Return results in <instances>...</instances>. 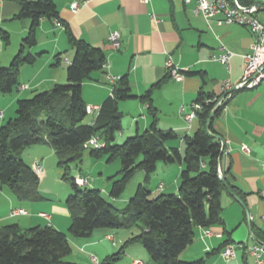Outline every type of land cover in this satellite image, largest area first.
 <instances>
[{
	"label": "crops",
	"instance_id": "0c3cea01",
	"mask_svg": "<svg viewBox=\"0 0 264 264\" xmlns=\"http://www.w3.org/2000/svg\"><path fill=\"white\" fill-rule=\"evenodd\" d=\"M20 1L0 0V30L6 31L10 39L6 44L0 36V67L9 65L30 27L29 20L16 18L21 9ZM54 2L62 22L49 19L41 21L37 44L29 49L37 59L34 64H26L21 68L19 93L1 98L5 112L0 111V127L6 118H14L15 113L11 110L17 107L21 98L49 91L56 84L67 83V67L75 55L68 39L67 25L76 38L100 49L107 60L103 71L92 74L94 80L83 83L82 96L88 107L100 109L105 99L111 95L112 87L117 82L111 83L109 76L129 78L134 98L120 101L118 108L122 119L126 115L130 117V121L124 123L121 119L122 130L116 135V143L151 129L153 119L148 111L150 102L144 103L141 96L153 88L151 104L157 111V128L164 132H176L179 140L173 144L183 152L184 138L193 136L200 127L197 116L191 123L184 116L194 111L193 105L197 103L200 94L218 97L227 92L224 89L226 84L230 89L236 88L244 72L243 56L255 41V35L246 27L234 24L220 26L215 21L208 24L201 15L194 13L195 2ZM74 2L80 4L77 11L72 9ZM256 4L264 5L262 0H256ZM257 15L264 25V11ZM114 31L121 35L119 50H114L108 41L110 33ZM223 47L234 54L230 69L211 60V56L221 53ZM170 57L187 72L181 81L168 76L166 62ZM159 82V86L153 87ZM22 86L27 88L22 89ZM98 114L99 111L91 113L93 119L87 123H93ZM213 126L226 143L225 148L230 150L224 157L223 164L230 170L229 186L243 204L225 191L222 195L224 224L211 227L213 235L210 237H204V228H198L194 241L182 252L180 258L184 261L205 258L206 264H258L254 256L247 255L241 249L237 250L236 257L232 259L224 258L221 251L228 244L243 243L252 246L260 242L258 235L264 232V82L253 89H236L230 93L221 112L214 118ZM244 146L249 151H244ZM22 158L32 168L35 164L41 166L42 172L37 175L40 179V191L46 200L20 201L0 182V227L11 224H17L22 229L53 226L67 235L72 247L70 256L73 257L68 260L72 262L94 264L92 257L99 263L105 257L115 254L120 243L115 241L113 230L98 229L88 238H76L69 233L71 217L66 198L72 192L60 191L51 181L53 178L57 183L64 182L54 149L49 144L32 146L23 151ZM181 170L182 166L176 163H159L148 182L150 184L152 176L156 175L158 186L152 190L147 185L153 198L164 192L177 194ZM161 186L163 187L160 188ZM91 188L98 189L101 193L107 188L106 193L110 196L108 187L93 185ZM131 192L128 196H110V200H107L119 208L122 204H128ZM19 209L26 213L13 216L12 211ZM249 216L253 219L250 220ZM218 234L221 236L218 237ZM133 247L134 245L129 246L126 256H132ZM73 248L77 250L75 254ZM140 254L143 256L141 251ZM261 258L264 264V254ZM135 263L136 260L131 262Z\"/></svg>",
	"mask_w": 264,
	"mask_h": 264
},
{
	"label": "trees",
	"instance_id": "16d2710c",
	"mask_svg": "<svg viewBox=\"0 0 264 264\" xmlns=\"http://www.w3.org/2000/svg\"><path fill=\"white\" fill-rule=\"evenodd\" d=\"M239 2L256 4V0ZM20 6L16 18L29 20L30 27L10 65L0 67V94L3 95L18 89L21 68L35 63L36 55L29 49L37 44L41 21H61L54 0H21ZM65 27L75 51L74 59L67 67V83L56 84L49 91L18 100L15 117L0 127V182L20 201L46 200L40 191L38 175L26 164L22 153L29 147L49 144L55 151L58 166L63 170V181L69 183L72 189L66 202L72 236L88 238L98 229L136 228L138 234L125 246L133 242L141 243L153 264H206L205 258L184 261L180 255L194 241L198 228L224 224L222 195L226 188L221 182L219 168L228 185L230 170L223 164L222 145L214 136L219 134L213 121L210 131L214 135L207 130V121L217 101H206L215 96L199 95L197 103L202 108L197 111V117L200 127L193 136L184 138L183 152L173 144L179 140L176 132H164L157 128V111L151 104L153 88L141 96L144 103L150 102L151 129L118 144L116 135L122 130L123 117L118 103L134 98L129 78H120L112 87L111 95L100 106L95 121L87 123L85 120L89 113L82 96L83 83L94 80L92 74L103 71L107 60L100 49L76 38L70 28ZM0 36L6 44L9 43L6 31L0 30ZM222 107H219L215 117ZM94 136L103 140L105 146L100 149L84 148V144ZM87 151L96 159L106 156L108 162L121 160L119 177H111L110 196L113 198H119L124 193L138 170L145 173V182H149L159 163H178L182 166L179 191L152 199L146 184H139L128 204L119 209L104 198L100 190L79 186L71 176L72 166L79 165ZM258 238L264 242V232ZM125 246L98 264H117L125 255ZM71 253L67 235L53 226L22 229L17 224H11L0 227V264H81L66 259Z\"/></svg>",
	"mask_w": 264,
	"mask_h": 264
},
{
	"label": "built area",
	"instance_id": "2783aa9c",
	"mask_svg": "<svg viewBox=\"0 0 264 264\" xmlns=\"http://www.w3.org/2000/svg\"><path fill=\"white\" fill-rule=\"evenodd\" d=\"M144 4L149 3V0H141ZM171 1H179L184 4H191L195 2L194 5V13L197 15H201L208 24L215 21L217 25L224 24H234L248 28L254 35L255 41L252 43L250 50L243 56L245 66L243 76L240 82L237 84V89H253L258 87L264 82V25L258 18V10L255 4L252 5H244L239 2V0H171ZM264 3V0H262ZM80 4L79 2H74L72 4V9L74 11L79 10ZM108 41L114 50H119L121 48V35L118 31L111 32ZM233 52L222 48L221 53L213 54L211 56V60L221 63L230 69L231 60L233 57ZM166 69L170 77L176 81H181L185 77L184 70H182L179 65L174 63L172 58L170 57L166 62ZM120 76H109V80L111 83L115 84L120 80ZM22 89H26L27 86H22ZM226 91L230 90L228 84L224 88ZM225 99H217L214 97L212 99H208L206 102H214L217 101V106H222L225 102ZM202 106L199 103H195L193 105L194 111L190 114H186L184 116L185 120L188 123H191L192 119L197 116V111L201 110ZM88 113H93L94 111H99L98 107H88ZM105 146V143L100 141L99 137L94 136L89 139L85 144L84 148L90 149H100ZM244 151H249V149L244 146ZM229 149L223 150V155L226 157L229 154ZM33 170L36 174H40L42 172V168L40 165L35 164ZM219 173H223L221 167L219 168ZM78 185H84L83 180H76ZM86 182V181H85ZM161 186L160 188H162ZM25 210L19 209L12 211V215H22L25 214ZM264 218V217H263ZM249 219L252 220V216H249ZM213 235L211 228H204L203 236L210 237ZM218 237L221 234L217 235ZM238 249L243 250L247 255L254 256L258 262V264H262V255L264 254V242H257L252 246H247L243 243L239 244H228L221 251V255L226 259H232L236 257V252ZM94 264H98V261L95 257H92ZM135 264H141L136 262Z\"/></svg>",
	"mask_w": 264,
	"mask_h": 264
},
{
	"label": "rangeland",
	"instance_id": "374dc122",
	"mask_svg": "<svg viewBox=\"0 0 264 264\" xmlns=\"http://www.w3.org/2000/svg\"><path fill=\"white\" fill-rule=\"evenodd\" d=\"M18 42V41H17ZM11 63V62H10ZM9 63V65H10ZM8 65V66H9ZM18 89H15L12 93L10 94H0V100H2L1 98H9V96L11 94H18ZM37 93V92H36ZM34 94H31L29 97L26 98H21V99H29L33 96ZM87 104V102H86ZM3 106L1 105V101H0V111L2 110V112H5L4 108H2ZM16 107V106H15ZM13 108L11 110V112L16 113V108ZM9 113V112H7ZM91 113H89V115L86 118V122H90L93 119V115H90ZM16 115V114H15ZM15 117V116H14ZM1 121V119H0ZM3 121V120H2ZM9 121V118H6L4 120V124H6ZM122 121L125 123L127 121H130V117L129 116H124V118L122 119ZM3 124V125H4ZM127 139V138H126ZM125 141V140H124ZM124 141H122L119 144H122ZM141 160V158L139 159V161ZM57 161V160H56ZM178 165V163H176ZM72 171H71V176L74 179H80L83 180L84 183L88 184L87 180H89L88 187H93V185L97 186L100 185L101 187H108L109 190H111V186H112V180L111 177H119V172L122 169V163L120 159H116L112 162H108L107 157L104 156L103 158L100 159H96L93 158L90 155V152L87 151L84 154V157L82 159V162L79 163V165L74 164L72 166ZM61 170L62 174L63 171ZM156 175L152 176L153 178L150 181V184H148V182H145V173L142 170H138L136 172V174L134 175V177L130 180V182L127 184L126 189L123 193L122 196H128L131 192V197L129 198L128 202L130 201V199L135 195V192L137 190V187L139 184H146V186H150V188L153 190L155 189V187L158 186L159 184V180L155 179ZM83 177H85L86 179H84ZM52 183L55 184V187H57L60 191H68L69 193L72 192L71 186L69 185V183L67 182H63V183H57L53 180L52 178ZM86 181V182H85ZM94 183V184H93ZM85 185V184H84ZM79 186H83V185H79ZM107 188H105L104 191H102V195L104 198L110 200V196L109 194H107ZM168 192H164L163 195H168ZM69 197V196H68ZM150 198L153 199V195L150 196ZM68 198H66L67 200ZM127 205V204H126ZM126 205H120L119 209L124 208ZM70 225V224H69ZM68 229V228H67ZM68 231V230H67ZM138 229L134 228L132 230H113L114 237H115V241H117V243H120L118 247H116V253L125 246V244L129 241V239H131L132 237H134L136 234H138ZM70 233V232H69ZM71 234V233H70ZM72 235V234H71ZM138 244L136 246V244ZM134 245L133 247V251L132 256H126V250L129 248V246ZM126 250H125V255L122 256V258L120 259V261L118 262V264H131V262L133 260H136V262L139 263H143V264H147V263H151L150 257L147 253V250L143 247V245L139 242H133L128 244L127 246H125ZM76 249L73 248V254L76 253ZM140 251L142 252L143 256L140 254ZM75 256V255H74ZM73 257H67L66 259H70ZM83 260V259H82ZM85 260V259H84ZM87 261V260H85ZM90 263V262H88Z\"/></svg>",
	"mask_w": 264,
	"mask_h": 264
},
{
	"label": "water",
	"instance_id": "95a60500",
	"mask_svg": "<svg viewBox=\"0 0 264 264\" xmlns=\"http://www.w3.org/2000/svg\"><path fill=\"white\" fill-rule=\"evenodd\" d=\"M256 8L258 10V12L260 11H264V5H261V4H256ZM237 88H233V89H230L228 90L227 92H225L224 95L221 96V99H225L230 93H232L233 91H235ZM219 109V106H215V108L213 109V111L211 112L210 114V117L207 121V130L210 134L211 131H210V125L217 113ZM214 135V134H212ZM216 138H218L220 141H221V145H222V151L225 149L226 147V143L224 142V140L220 137V136H217V135H214ZM220 162H222V159H220ZM219 176H220V179H221V182L224 184L225 188H226V191L231 195L233 196L234 198H236V200H238V202H240L241 204H243V201L233 192L232 188L228 185L227 181H226V178H225V175L223 173H219Z\"/></svg>",
	"mask_w": 264,
	"mask_h": 264
}]
</instances>
